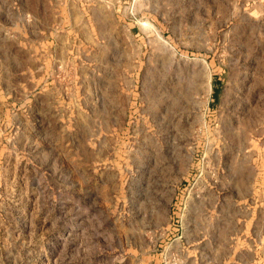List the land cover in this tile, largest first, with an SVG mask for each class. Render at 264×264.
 Masks as SVG:
<instances>
[{"label":"rangeland","instance_id":"obj_1","mask_svg":"<svg viewBox=\"0 0 264 264\" xmlns=\"http://www.w3.org/2000/svg\"><path fill=\"white\" fill-rule=\"evenodd\" d=\"M256 235L264 0H0V264H214Z\"/></svg>","mask_w":264,"mask_h":264},{"label":"crops","instance_id":"obj_2","mask_svg":"<svg viewBox=\"0 0 264 264\" xmlns=\"http://www.w3.org/2000/svg\"><path fill=\"white\" fill-rule=\"evenodd\" d=\"M199 239L201 238L199 237ZM210 242L216 244L217 240L211 239ZM263 244V237L257 235L242 236L238 238V241L236 242V245H240V249H235V251L232 252L230 256H226L224 258L216 255V258L213 259V262L214 264H262L264 257V249L262 247ZM246 255L249 257L245 258Z\"/></svg>","mask_w":264,"mask_h":264}]
</instances>
